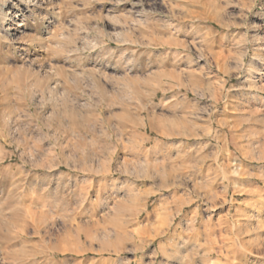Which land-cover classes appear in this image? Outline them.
Masks as SVG:
<instances>
[{
    "label": "rangeland",
    "instance_id": "obj_1",
    "mask_svg": "<svg viewBox=\"0 0 264 264\" xmlns=\"http://www.w3.org/2000/svg\"><path fill=\"white\" fill-rule=\"evenodd\" d=\"M0 264H264V0H0Z\"/></svg>",
    "mask_w": 264,
    "mask_h": 264
},
{
    "label": "bare ground",
    "instance_id": "obj_2",
    "mask_svg": "<svg viewBox=\"0 0 264 264\" xmlns=\"http://www.w3.org/2000/svg\"><path fill=\"white\" fill-rule=\"evenodd\" d=\"M29 4H30V2L32 3V4H35V5H39V2H44V0H26ZM9 31V30H8ZM64 250V249H63ZM62 250V251H63Z\"/></svg>",
    "mask_w": 264,
    "mask_h": 264
}]
</instances>
